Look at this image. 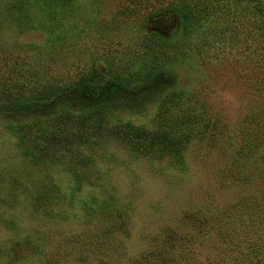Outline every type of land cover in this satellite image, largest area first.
<instances>
[{
    "label": "rangeland",
    "instance_id": "1",
    "mask_svg": "<svg viewBox=\"0 0 264 264\" xmlns=\"http://www.w3.org/2000/svg\"><path fill=\"white\" fill-rule=\"evenodd\" d=\"M200 2L0 0V88L27 95L34 85L69 82L85 69H135L149 41L174 30V9ZM222 2V14L214 9L200 17L201 28L214 25L221 34L212 47L191 53L180 84L236 129L257 95L256 83H264V24L252 20L247 0ZM125 118L153 126L150 115ZM7 122L0 116V264H43L35 252L42 258L57 252L58 264H85L73 240L86 232V220L95 221L78 216L80 204L93 199L104 200L124 221L122 235H110L112 255L137 258L158 230L191 231L184 211L219 207L240 189L219 185L223 158L194 144L186 165L174 168L164 157L128 149L114 135L92 148L52 140L37 149L38 136L20 141ZM39 195L45 201L35 206ZM17 246H26L23 255L9 259Z\"/></svg>",
    "mask_w": 264,
    "mask_h": 264
},
{
    "label": "trees",
    "instance_id": "2",
    "mask_svg": "<svg viewBox=\"0 0 264 264\" xmlns=\"http://www.w3.org/2000/svg\"><path fill=\"white\" fill-rule=\"evenodd\" d=\"M247 2L252 20L264 24V1ZM200 3L174 9V30L155 35L135 69H85L69 82L34 85L27 95L0 88V116L18 140L38 136L37 149L52 140L92 148L114 135L128 149L164 157L173 162L171 167L180 168L194 144L223 158L219 185L240 188L233 200L219 207L184 211L182 218L193 229L158 230L137 258L112 255L110 235H122L124 226L119 211L107 210L104 200L80 204L78 216L95 219L82 217L86 232L73 240V251L85 264H264V83H256L257 95L236 129L219 112L210 113L195 90L180 84L191 53L212 47L221 34L214 25L201 28L200 17L214 9L222 14V0ZM130 114L150 115L153 126L125 118ZM44 199L36 196L34 205ZM186 242L193 245L186 248ZM25 248H13L9 259L23 255ZM35 253L43 264H58L61 258L57 252L45 258Z\"/></svg>",
    "mask_w": 264,
    "mask_h": 264
}]
</instances>
